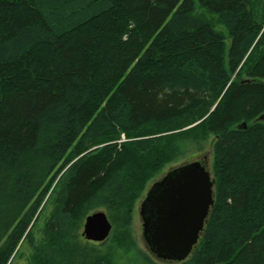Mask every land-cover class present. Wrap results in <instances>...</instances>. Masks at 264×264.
Wrapping results in <instances>:
<instances>
[{"label":"trees","instance_id":"16d2710c","mask_svg":"<svg viewBox=\"0 0 264 264\" xmlns=\"http://www.w3.org/2000/svg\"><path fill=\"white\" fill-rule=\"evenodd\" d=\"M198 1L230 45L195 0H0V264L26 241L24 264L133 250L149 181L212 136L215 203L176 264H264V0Z\"/></svg>","mask_w":264,"mask_h":264},{"label":"water","instance_id":"95a60500","mask_svg":"<svg viewBox=\"0 0 264 264\" xmlns=\"http://www.w3.org/2000/svg\"><path fill=\"white\" fill-rule=\"evenodd\" d=\"M257 120H264V114ZM247 123L239 125L245 129ZM216 180L205 157L170 167L148 188L140 206L146 248L157 260H186L198 244L215 203ZM113 223L107 212L87 215L82 235L89 241L108 239Z\"/></svg>","mask_w":264,"mask_h":264},{"label":"rangeland","instance_id":"374dc122","mask_svg":"<svg viewBox=\"0 0 264 264\" xmlns=\"http://www.w3.org/2000/svg\"><path fill=\"white\" fill-rule=\"evenodd\" d=\"M195 12L197 15L203 17L204 19L208 21H212L214 23L215 29L226 35L227 43L228 45H230L231 41H230V38L228 37L227 28L222 22H220L218 15H216L215 13L209 12L205 7L201 6L198 0H195ZM213 143H214V137L212 136L202 147L196 146L192 150L187 151L177 161L167 165L164 168V170H162L157 176H155L149 181L144 193L138 199L136 203L135 211H134V219L131 225L132 236L135 239L134 249L133 250L130 249L129 246L128 248L127 247L116 248L115 249L116 253L113 255V261L107 264H140L141 262L138 260V254H137L138 248L148 253L155 261L161 262L157 260L154 256H152L149 250L145 246V242L143 238V222H142V218L140 215L141 202L145 198L149 186L154 181L159 179L172 166H177L179 164H182L188 161H192L195 159H199L201 157H205L208 160L210 167L212 168L213 158H214ZM43 220L44 219L42 218V220L38 224H42ZM108 241L109 242L106 244L105 247H107L111 243V240H108ZM20 250L22 252V256L14 259L12 261V264L28 263L29 260L34 258L35 256V251L33 250V247L27 241L24 242L20 246ZM168 264H176V263H168Z\"/></svg>","mask_w":264,"mask_h":264}]
</instances>
